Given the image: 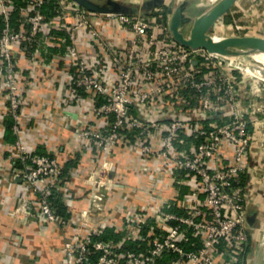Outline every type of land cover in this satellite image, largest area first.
<instances>
[{"label": "built area", "instance_id": "1", "mask_svg": "<svg viewBox=\"0 0 264 264\" xmlns=\"http://www.w3.org/2000/svg\"><path fill=\"white\" fill-rule=\"evenodd\" d=\"M43 2L34 0L25 27L12 30L14 2L0 0V83L6 92L4 114L12 119L10 131L15 136L14 153L8 157L12 173L25 184L19 204L9 214L24 223L32 216L26 205L34 201L46 222L58 227L66 223L56 215L51 198L55 193L63 196L62 182L71 172L64 173L55 156L27 150L20 138L21 122L26 123L17 82L20 65L13 53L16 44L33 45L41 36L52 39V28L61 29L66 32L74 68L64 77L66 99L76 102L81 93L99 97L95 113L106 118L99 130L80 124L66 126L98 148L103 160L83 180L88 186V202L69 234H63L61 264H159L167 255L168 264H247L251 224L244 176L254 144L260 155L264 152V136L255 139L259 120L264 119V102H239L236 81L246 78L233 73L235 68L220 57L224 55L177 43L163 6L147 14L128 15L97 13L71 0H56L57 14L46 18L41 11ZM66 14L73 15L71 24L66 22ZM111 18L131 30L121 51L106 42L99 29ZM231 23L239 32L238 20L233 18ZM80 29L108 54V61L94 68L87 64L75 43ZM136 74L141 79L133 89ZM155 102L161 111L157 117L148 113ZM70 114L66 113L68 119ZM161 127V144L156 147L148 139ZM118 144L171 163L173 186H182L184 191L168 198L153 188L145 190L144 204H135L120 226H115L103 211L115 185L112 156ZM253 172L262 176L264 168L254 167ZM24 191L32 192L34 198ZM108 229L119 238L102 239ZM127 242L135 247H125Z\"/></svg>", "mask_w": 264, "mask_h": 264}, {"label": "crops", "instance_id": "2", "mask_svg": "<svg viewBox=\"0 0 264 264\" xmlns=\"http://www.w3.org/2000/svg\"><path fill=\"white\" fill-rule=\"evenodd\" d=\"M173 1L164 0L166 13L167 7ZM221 17L231 29V21L236 18L240 24L241 35L264 37V0H234ZM65 20L71 24L74 21L73 15L66 14ZM53 21V26H56L57 18ZM99 29L105 41L112 44L117 51L123 49L131 36L130 28L115 18L105 19ZM51 33L54 38L41 36L33 45L16 44L13 53L20 65L17 82L26 123L21 122L20 138L27 150L53 155L63 166L70 165L71 174L64 177L63 196L60 194L66 217L57 214L66 223L58 227L46 222L34 201H29L26 205L32 216H27L24 223L16 222L9 214L19 204L18 195L25 188V184L11 171L8 156L14 153L15 136L8 128V117L4 114L7 108L6 92L0 83V194L3 195V200H0V264H61L60 247L64 241L63 234H69L78 212L88 202V186L83 180L88 171L98 168L103 160L98 148L80 138L71 129L78 124L93 130L104 127L105 116L95 113L99 97L94 99L81 93L76 102L66 99L67 86L64 77L74 69L66 48V32L52 28ZM75 43L90 67L94 68L99 62L109 60L108 54L87 37L85 30H78ZM107 68L110 69V66ZM140 79L141 74H136L132 81L133 89ZM236 84L240 103L245 100L256 101L262 97V90L253 82L239 79ZM149 109L150 116L157 117L161 114L156 102ZM67 112L71 113L70 119L67 118ZM67 124L71 128L66 127ZM161 134L162 127L150 133L148 141L156 147L159 146ZM255 145L249 153L244 176L248 194L247 219H253L251 229L264 215V174L257 176L253 172L254 167L264 168V152L260 155ZM112 159L111 176L115 185L107 196L103 211L112 225L120 226L124 214L132 211L135 204H144L147 198L145 190L153 188L159 195L168 198L184 191L182 186H173V166L171 163L165 164L162 158L144 156L137 149L118 144ZM67 191L73 197H69ZM24 193L28 198H34L32 192ZM250 257L248 247L247 264Z\"/></svg>", "mask_w": 264, "mask_h": 264}, {"label": "water", "instance_id": "3", "mask_svg": "<svg viewBox=\"0 0 264 264\" xmlns=\"http://www.w3.org/2000/svg\"><path fill=\"white\" fill-rule=\"evenodd\" d=\"M80 7L97 13L111 14H147L153 8L164 4V0H144L140 6L130 5L121 0H71ZM234 0H216L200 13L193 15L188 10L187 0L181 1L172 8L167 7L169 14L168 28L174 40L182 46L203 48L210 53L224 56H234L251 52L264 53V37L254 35H230L214 40L209 30L215 22L231 7ZM250 224L252 218H248Z\"/></svg>", "mask_w": 264, "mask_h": 264}, {"label": "rangeland", "instance_id": "4", "mask_svg": "<svg viewBox=\"0 0 264 264\" xmlns=\"http://www.w3.org/2000/svg\"><path fill=\"white\" fill-rule=\"evenodd\" d=\"M127 4L130 5H137L140 6L141 3L144 0H121ZM183 0H174L172 3H170V6L172 8H175L177 4H179ZM190 6L188 7V10H190V13L193 15H196L206 9L211 3L204 2L201 3L200 0H187ZM166 3H164L163 6L166 8ZM156 8V7H155ZM154 10V8H153ZM232 24V23H231ZM240 26V24L238 23ZM231 28H228L227 24L221 20L218 19L213 27L209 30V34H221L225 36H230V35H236L239 34L241 35L242 32L239 30L237 32L236 29H234V26ZM236 55L234 56H221L225 60V62L234 67L235 69L233 70V73L238 76L239 78H246L249 82H253L254 85L258 86L262 90V101L264 102V66L262 63H260L257 59L253 58L249 54L246 55H237L239 57L245 58L249 64L250 71H245L243 68L231 63L230 61L235 58ZM220 64H225L223 61H220ZM260 123L258 124L257 128V134L255 135V139L258 140L264 136V119L259 120ZM263 123V126L262 124ZM257 126V125H256ZM260 126H262L260 128ZM251 130V128L249 129ZM250 235H251V245H250V261L249 264H264V246H261L263 239H264V215L260 217L256 221V225L253 226V228L250 230ZM260 247V249H259ZM259 250V252H258ZM259 255L262 256L261 262H258L259 260Z\"/></svg>", "mask_w": 264, "mask_h": 264}, {"label": "trees", "instance_id": "5", "mask_svg": "<svg viewBox=\"0 0 264 264\" xmlns=\"http://www.w3.org/2000/svg\"><path fill=\"white\" fill-rule=\"evenodd\" d=\"M14 6L11 11L10 21L12 30H19L22 27H25L26 20L29 17L28 9L34 4V0H13ZM41 11L45 15L46 18L53 17L58 12L57 2L56 0H44ZM8 128H10L12 124V119L8 117ZM39 154V153H38ZM70 170V165L64 166V173ZM53 208L56 215L59 213L60 215L66 217L65 215V207L63 206L62 201L60 200V194L55 193L52 196ZM102 239L114 238L117 240L119 236L114 234L111 229H108L101 235ZM125 247L133 248L135 247L133 243H126ZM170 256L167 255L159 264H168Z\"/></svg>", "mask_w": 264, "mask_h": 264}, {"label": "bare ground", "instance_id": "6", "mask_svg": "<svg viewBox=\"0 0 264 264\" xmlns=\"http://www.w3.org/2000/svg\"><path fill=\"white\" fill-rule=\"evenodd\" d=\"M216 0H200L201 3L204 2H208V3H213ZM210 36L214 39V40H219L221 38H223L225 35H217V34H210ZM249 54L250 56H252L253 58L257 59L260 63L263 64L264 66V53L263 52H251V53H246ZM246 54H239V55H246ZM220 56V55H219ZM221 57V56H220ZM231 63L243 68L245 71H250V67L249 64L247 62V60L245 58L239 57V56H235V58L233 60L230 61ZM261 246H264V239L263 242L261 244ZM260 249V247H259ZM259 252V250H258ZM259 262H261V258L262 256L259 255Z\"/></svg>", "mask_w": 264, "mask_h": 264}]
</instances>
